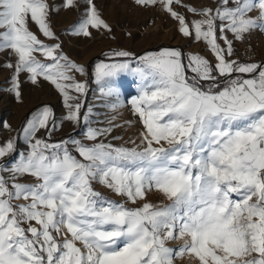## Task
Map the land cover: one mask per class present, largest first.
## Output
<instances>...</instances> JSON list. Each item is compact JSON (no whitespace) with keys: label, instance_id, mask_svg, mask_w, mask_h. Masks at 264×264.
<instances>
[{"label":"snow or ice","instance_id":"obj_1","mask_svg":"<svg viewBox=\"0 0 264 264\" xmlns=\"http://www.w3.org/2000/svg\"><path fill=\"white\" fill-rule=\"evenodd\" d=\"M135 2L161 5L214 60L177 47L138 57L105 53L94 79L113 111L125 106L120 75L138 77L127 105L142 129L116 144L107 139L120 127L116 117L93 127L94 108L82 99L89 69L30 30L29 20L59 41L47 0H0V50L16 57L6 65L10 91L21 98L27 73L34 85L50 82L66 108L58 122L53 107L42 105L16 136L0 141V264H178L185 256L193 264H264V57L241 58L234 47L264 33V0L183 5L192 18L174 7L181 0ZM73 6L66 0L64 7ZM93 28L111 31L87 0L72 31L91 37ZM63 121L85 128L84 139L49 142ZM153 192L167 203L149 201Z\"/></svg>","mask_w":264,"mask_h":264},{"label":"rangeland","instance_id":"obj_2","mask_svg":"<svg viewBox=\"0 0 264 264\" xmlns=\"http://www.w3.org/2000/svg\"><path fill=\"white\" fill-rule=\"evenodd\" d=\"M51 11L49 13L50 23L54 32L59 37V41H53L44 37L38 30V25L29 20V27L45 43H61L62 51L73 60L82 63L89 69L92 77L89 80V92L84 102L94 108L95 115L92 117L93 127L107 126L108 121L115 116L113 123L119 124L111 135L107 137L113 143L119 144L135 138L142 129V125L136 115L131 111L130 106L125 101V106L113 111L107 101L101 97L99 87L94 79V66L99 60L106 59L105 53L112 50H127L136 54L143 55L147 51H159L165 47H177L184 52H197L205 55L210 60H214L213 54L208 50L203 42H196L184 37L178 31V21L172 18L162 6H141L135 0H93L101 17L110 25L111 31L106 29H90L91 37L75 35L72 31L75 25L82 17V13L87 8V0H75V6L64 7L66 0H47ZM219 0H181V4L175 5L176 10L192 18L193 14L183 5L189 4L197 7H215ZM198 18V17H197ZM231 39V34H229ZM256 47L259 54V61L264 57V33L256 31L248 38ZM240 41L234 42L235 49ZM40 59H45L37 54ZM123 59V58H119ZM16 57L10 50H0V141L17 135V132L24 125L26 118L30 113L42 105L53 107L57 121H61L66 114V108L63 104L62 95L55 87L47 81H42L40 85H34L28 80V74L20 75L21 98L18 100L14 92L10 91L12 87L13 70L6 67L9 62H15ZM133 63V67H135ZM77 77L80 75L77 73ZM138 77L131 72L122 73L118 78V85L122 96H129L130 91L137 94ZM136 85V86H133ZM83 111V110H82ZM126 121H132L128 124ZM5 124L10 125L5 127ZM85 128L75 125L70 121H63L60 126L52 132L49 142H58L69 136L77 139H84ZM40 133L38 135H42ZM113 136H120L122 140H113ZM91 143L90 141H85ZM20 149L27 150L22 138L20 140ZM8 159V158H5ZM33 178L24 177L23 180L30 182ZM97 190L110 195L113 199H122L111 193L110 190L100 184L94 185ZM148 200L153 203L164 201L160 193L153 192L148 196ZM130 203V202H129ZM173 245H182V240L170 242ZM178 264H193L190 257L177 258Z\"/></svg>","mask_w":264,"mask_h":264},{"label":"built area","instance_id":"obj_3","mask_svg":"<svg viewBox=\"0 0 264 264\" xmlns=\"http://www.w3.org/2000/svg\"><path fill=\"white\" fill-rule=\"evenodd\" d=\"M236 55L241 58H247L249 55H252V58L254 60L259 59L258 51L256 50L255 45L250 41L247 40L245 42L239 43V45L236 48Z\"/></svg>","mask_w":264,"mask_h":264},{"label":"bare ground","instance_id":"obj_4","mask_svg":"<svg viewBox=\"0 0 264 264\" xmlns=\"http://www.w3.org/2000/svg\"><path fill=\"white\" fill-rule=\"evenodd\" d=\"M133 86H136V85H133ZM132 95H136V92L135 91H130V95L129 96H124V99L122 98V100L126 101L127 102V99H130V97ZM126 104V103H125Z\"/></svg>","mask_w":264,"mask_h":264}]
</instances>
